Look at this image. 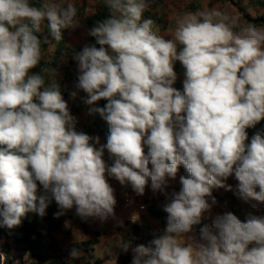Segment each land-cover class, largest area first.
Returning <instances> with one entry per match:
<instances>
[{
  "label": "clouds",
  "instance_id": "9594fccd",
  "mask_svg": "<svg viewBox=\"0 0 264 264\" xmlns=\"http://www.w3.org/2000/svg\"><path fill=\"white\" fill-rule=\"evenodd\" d=\"M103 3L110 17L90 30L99 47L75 56L85 102L108 101L92 109L109 125L100 145L76 130L57 79L46 85L31 71L42 43L60 42L75 27L74 3L0 0V227L19 226L29 212L43 217L52 200L56 217L75 207L82 220L106 221L117 203L109 177L137 195L149 181L164 193L183 165L189 175L163 207L166 227L150 246L132 249V264H264V217L241 222L225 213L204 224L198 239L191 235L216 203L207 199L212 189L233 174L242 200L264 202V131L247 142V129L264 120V27L238 26L213 9L179 18L166 39L142 19L146 0ZM176 62L183 91L173 87ZM42 71L57 77L56 68Z\"/></svg>",
  "mask_w": 264,
  "mask_h": 264
},
{
  "label": "crops",
  "instance_id": "0c3cea01",
  "mask_svg": "<svg viewBox=\"0 0 264 264\" xmlns=\"http://www.w3.org/2000/svg\"><path fill=\"white\" fill-rule=\"evenodd\" d=\"M147 1L150 0H146V2ZM191 1L194 0H188L186 3L189 5ZM232 1H235L239 11L237 16V24L239 23L240 26L249 24L243 15L244 13L250 14L253 17L264 14L263 0L259 2H257V0ZM86 2L88 3L87 13H85L84 6ZM173 2L174 0H164L165 9L157 8L156 10L152 11L147 7V10H150L152 15L159 18L162 17V13H169L168 7L172 8L171 5H173ZM82 3L83 5L79 7H83L84 15L82 17L76 16V20L78 21L77 24L83 23L79 21V18H84L87 16V20V18L94 14L97 0H82ZM185 5L186 4H183L182 6V12L177 10L174 14H169V22L166 19H163V23L159 22L158 20H154L153 30L156 31L157 34L159 31L165 32L169 30L170 27L175 28L176 21L179 18L190 13H199L204 11V9L201 10L199 6H195V4H190V6ZM155 7L156 6H153V8ZM87 28L88 29L85 32L86 40L84 43H82V45H86L88 43L87 41L88 37L90 36L91 29L88 26ZM165 38L172 39L173 37L167 36ZM68 43L69 42L67 38V44ZM75 56L76 55L68 59H63V65L61 66L63 68L60 67L59 69L61 70H57V80L60 84L62 97L66 101L70 113L77 119L76 130L78 132H84L93 137H99L100 145H105L109 135V125L100 115V113L92 111L94 108H102L100 105V100L91 105L87 104L85 101L89 98L88 94L77 88L79 65L78 61L75 59ZM183 73L184 69L182 67L178 72V76L181 81L184 79ZM49 83L50 82H48V84ZM73 92L76 93L75 97L71 95ZM100 145H97V147H100ZM145 151L147 152V148H145ZM103 156H110L107 149H105ZM110 159V162L107 163L109 166L113 164L115 158L110 156ZM149 167L151 168V165H149ZM188 175V172H185L182 168V165H180L178 167L176 178L174 180L169 179L168 186L164 193L159 191L153 192L149 181V184L145 188V193L142 196L137 195L132 190L130 185H121L117 180L109 177L108 180L114 189V195L117 201L114 208V217H109L103 222L94 218L82 220L78 215H76L75 207H73L70 210H66L64 214L61 215L63 218V223L61 224L60 230L55 229L54 220H52L49 215V206L54 201L52 200L46 209L50 226L48 231L45 233L42 232L41 227L39 228L42 237L38 240L39 242L36 252L41 254L49 261H51L52 258L57 257L69 264H118L117 260L119 256L124 254H134L132 249L138 246V243L133 241L132 236L124 237L121 232H119L118 228L123 227L127 222H132L138 225L145 232V235L148 229L163 232L164 228L166 227L167 218V213L163 211V207L169 201L171 193L173 191L178 192L180 190V177H187ZM223 183L225 184V187H214L212 189L211 196L207 197L210 204L212 203L213 198L215 199L216 203L212 205L210 212L204 214L201 224L194 226L193 233H191V235L195 236L197 239L199 238V229L204 224H211L212 220L217 215L232 213L241 222H246L250 215L264 217V202H245L239 197V181L235 178L234 174L224 180ZM229 186L231 190H228ZM256 191H259L258 187L256 188ZM253 205H255V207H253ZM31 216L39 224V216ZM2 240L4 241L3 245H5L6 241L4 239ZM126 241L130 242V247L127 251L123 249L124 243ZM83 242H89L87 251L78 250L75 247L76 244H81ZM181 242H185L183 238L181 239ZM9 244L11 249L22 248V252L23 250L26 251L23 245H17L12 240L9 242ZM3 245L0 246V254L4 253L2 250ZM142 245L150 246L146 244L145 239L143 240ZM74 248L77 250V256L73 259L70 253ZM26 254L31 256V264H47L40 262L39 259L36 256H32L29 251H26ZM22 263L23 262L21 261H17L15 264ZM0 264H6V260L0 261ZM23 264H30V262H24Z\"/></svg>",
  "mask_w": 264,
  "mask_h": 264
},
{
  "label": "trees",
  "instance_id": "16d2710c",
  "mask_svg": "<svg viewBox=\"0 0 264 264\" xmlns=\"http://www.w3.org/2000/svg\"><path fill=\"white\" fill-rule=\"evenodd\" d=\"M43 0H29V3L33 6L40 7ZM84 15V9L83 7L77 8V16L82 17ZM245 19L251 23L256 25L257 27H264V14L253 17L250 14H243ZM110 17V12L107 9V7L104 5L103 0H97L96 4V10L94 14L87 18L86 24L87 26L92 29L95 27L99 22H103L105 19ZM150 18L153 21L158 20L159 22L163 23L162 17H157L151 14L150 10H145L143 13L142 19ZM44 35H47V27L46 24L43 26V33L42 38ZM63 39L60 42H56L55 40L51 39L49 37L48 43L44 44L42 43V50H45L49 48L52 45H55V54L53 56V60L51 62H47L44 60H41L40 63L37 65L36 68L32 69L31 71L40 73L44 76L46 84H48L49 79L52 78L54 75L49 74L47 72H43L42 70L44 68H56L57 70L63 65L64 61L63 59H68L73 57L74 55L79 54L83 51L84 47L86 46H93L99 47V45L96 43V40L93 36L88 37V43L86 45H82L78 48H73L70 45L67 44V37L65 34V29L63 30ZM182 68V65L180 62H176L174 66V70L177 73V80L175 82V86L177 90L183 91V83L181 79L178 76L179 69ZM107 100L101 99L100 105L101 107H105L107 104ZM257 131H264V120H262L260 123L256 125L255 128L247 129L249 140L247 142L250 143L251 137L257 132ZM3 147V146H0ZM182 168L185 172L187 170L182 165ZM59 212V207L56 204L55 201H53L49 206V215L52 220H54V227L57 230L61 229V224L63 223V218L61 215L59 217H56L55 214ZM2 219V218H0ZM39 224L38 222L28 213L22 217L21 224L19 226H16L14 228H7V227H0V238L4 239L6 241V244L2 246V250L7 255L6 264H10L12 262V251L9 242L12 240L17 245H23L24 249L26 251H29L32 256H36L40 262L47 263V264H69L65 261H62L61 259L55 257L52 258L51 261L44 258L41 254L36 252V249L38 248V240L42 237L40 231H39ZM119 232L124 237H133V241L137 242L138 245H142L143 240H146V244L150 245V242L159 234L162 233V231H153L148 229L147 233L145 235V232L136 224L132 222H127L123 227L118 228ZM88 244L89 242H83L81 244H76L75 247L78 250H88ZM134 254H124L118 257L117 263L118 264H132ZM23 264V263H22Z\"/></svg>",
  "mask_w": 264,
  "mask_h": 264
},
{
  "label": "rangeland",
  "instance_id": "374dc122",
  "mask_svg": "<svg viewBox=\"0 0 264 264\" xmlns=\"http://www.w3.org/2000/svg\"><path fill=\"white\" fill-rule=\"evenodd\" d=\"M188 0H174L173 5H171L172 8L168 7V12L169 13H165V14H161L162 18L165 20H167L169 22V14H174L177 10H179V12H182V6L183 4H186L185 6H190V4H195V6H199L202 9H204L203 12H207L209 10H217L220 11L223 14L228 15L230 18H236V20L238 19V8L235 4V1L232 0H194L191 1V3L188 5L186 2ZM261 0H257V2H259ZM264 1V0H263ZM59 2H62L63 6L66 7L67 3L70 2V0H59ZM71 2L74 3L75 7H79L82 6V0H71ZM201 2V3H199ZM148 4V8H150L152 11L156 10L157 8L160 9H165V4H164V0H150L146 2ZM161 3V4H160ZM87 2L86 4H84L85 6V13H87ZM197 4V5H196ZM153 6H156L155 8H153ZM167 6V5H166ZM89 14V13H88ZM159 16V15H158ZM87 17V16H86ZM86 17L84 18H79V21L83 22L82 24H77V20L75 18V27L73 28H67L66 30V36L68 38V44H70L71 46L77 48L80 45H82V43H84V41L86 40V30L87 25L85 23ZM238 26H240V24H237ZM174 28L170 27L169 30L163 32V31H159L158 34L163 36V37H167V36H172V30ZM173 37V36H172ZM167 39V38H166ZM55 53V46L52 45L49 48L42 50V59L44 61L47 62H51L53 60V56ZM63 68V67H61ZM61 70V69H59ZM58 75V73H57ZM55 79H57V77L53 76L52 78L49 79V82L51 83L52 81H54ZM58 81V80H57ZM183 82V81H182ZM59 83V82H58ZM173 87L176 88L175 84L173 85ZM103 159L105 160L106 163L110 162V156H103ZM40 191L42 192V186L40 187ZM30 215L33 216H39L37 213L34 212H29ZM40 219V227L43 233H45L46 231H48V228L50 226V222L48 220V216H47V210H46V214L41 217L39 216ZM4 244V241L2 239H0V246ZM12 251V257L11 260L12 262L10 264H15L17 261H21V262H26L30 264L32 263L31 260V256L29 254H26V251L23 250L22 252V248L19 249H11ZM3 255L6 257L7 260V255L6 253H3ZM17 260V261H16Z\"/></svg>",
  "mask_w": 264,
  "mask_h": 264
}]
</instances>
